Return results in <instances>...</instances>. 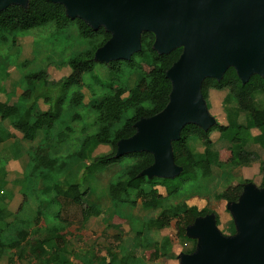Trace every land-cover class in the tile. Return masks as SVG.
<instances>
[{
	"label": "trees",
	"instance_id": "trees-1",
	"mask_svg": "<svg viewBox=\"0 0 264 264\" xmlns=\"http://www.w3.org/2000/svg\"><path fill=\"white\" fill-rule=\"evenodd\" d=\"M52 26L54 34L58 35L67 31L71 26L78 30L80 38L86 42V47L74 57L70 58L66 64L71 69V73L61 81L52 85L48 82V71L45 69L31 74H25L24 79L32 84V88L24 91L22 100L16 105L0 104V119L11 121V127L22 135L25 142L34 143L40 133H45L41 143L25 156L28 161L24 169V180L34 184L35 179L45 176V173H59L67 171L70 164L60 163L52 154L53 147H61L65 143L67 133L72 129L66 128L62 132L52 134L59 120L64 116V108L71 109L85 107V95L83 93L84 76L93 73L98 64L106 65L112 74L120 75L125 70L129 74L137 73L140 78L135 82L133 88H129L125 83L111 86V93L102 99L93 102L90 106L96 113L95 126L96 133L92 137H87L83 146H87L91 139L101 145H110L113 152L109 155L98 157L93 163L86 165L83 171L82 180L86 182V177L95 175L96 172L103 171L127 159L129 162L121 168L120 173L110 182L109 197L113 207L117 212L121 208L136 207L139 204L145 210L158 211V216L144 225L142 230L136 231L134 239V250L142 249L147 253L149 260L159 259L166 256L171 249V241L164 238L161 244L151 238L142 239L143 230H164L175 222L176 236L184 241H193L195 253L198 240L191 239L187 235V229L193 226L197 219L213 214L208 210H200L195 206H188L185 202H169L178 197L181 191L189 183L196 185L202 180L213 177V167L238 166L248 164L255 160V157L245 150L246 141L241 134L246 128L240 125L224 126L217 123L208 131H204L197 125H187L181 134V139L173 143L174 159L177 166L182 168L178 177L173 179H161L141 176V173L154 164V157L151 153H133L117 158L118 143L121 140L133 137L136 132V124L144 118L154 117L165 110L170 102L172 84L167 78L168 70L179 60L183 49L179 48L168 55H159L154 49L155 35L151 32L142 34V51L133 55L130 61H114L110 64L95 62L96 51L103 47L110 39L111 34L101 27L98 31L93 30L83 20L69 19L66 16V9L61 4H55L46 0H30L27 8L11 6L0 12V41L7 42L4 33L14 36L13 44L16 43L19 33L34 30L36 28H46ZM42 86V87H40ZM78 87L79 90L70 94V90ZM211 90L228 91V97H233L239 109L249 114V130L260 131V142L264 146V109H259L255 100V94L264 93V78L254 75L247 84H243L239 79L236 70L230 68L221 81L206 79L203 82L202 94L206 102L209 100ZM1 91V88H0ZM48 105V109L43 111L39 107V100ZM79 118L73 116V120ZM219 131L221 135L234 131L230 138V147L219 152L213 150L214 142L211 134ZM57 138L55 140V134ZM52 134V135H51ZM9 133L0 132V145L12 139ZM191 138L198 139L204 146L205 152L202 156L195 155L190 146ZM77 155V157H75ZM71 155V158L81 159L82 153ZM79 155V156H78ZM7 163V162H6ZM5 163V167H6ZM3 166V168L5 169ZM2 168V169H3ZM263 179L261 187L264 188V162L261 164ZM3 177V176H1ZM6 174L0 183L4 186ZM86 178V179H85ZM245 181L238 184H229L222 193L217 195V199L226 203L238 202L246 184ZM159 188H164L166 195L160 192ZM4 191L0 190V229L1 232L10 230L11 225L7 222L13 214L9 211L7 199ZM90 194V189L82 191V183L79 180L69 181L66 185L54 183L50 192V204L55 205L60 197L71 200L79 206L84 220L90 217L100 216L102 210L100 206L86 205L85 199ZM15 214L13 221L16 231H20V225H16L19 213L22 211L26 196ZM175 200V199H174ZM60 211L53 220L50 221L51 238L35 239L28 242L30 252L40 264H72L62 259V254L67 253L65 235L62 234L63 227L60 225ZM42 212L29 222L21 221L25 228H30L32 224L38 226ZM116 217L122 221L125 219L121 215ZM46 218V217H45ZM237 234L236 230L233 232ZM18 237V235H17ZM16 238L11 242L0 241V259L7 250L21 248V253H26L27 249L22 247V240ZM23 256V255H21ZM116 256L109 251V259L104 264H115ZM118 264H140L133 254H124Z\"/></svg>",
	"mask_w": 264,
	"mask_h": 264
},
{
	"label": "rangeland",
	"instance_id": "rangeland-1",
	"mask_svg": "<svg viewBox=\"0 0 264 264\" xmlns=\"http://www.w3.org/2000/svg\"><path fill=\"white\" fill-rule=\"evenodd\" d=\"M48 26L46 28H36L31 31L19 33L17 41L13 44L11 34L4 33L7 42L0 41V88L11 97V102L16 103L17 99L23 95L24 91L32 88L25 74H31L39 70L48 71V82L50 85L57 83L71 73V69L66 62L85 49L86 42L83 41L75 26H71L67 31L60 34H54V30ZM140 78L137 73L129 74L127 70L120 75L112 74L106 65L98 64L93 73L84 76L83 93L85 95V107L71 109L68 106L64 108V116L59 120L52 134L62 132L66 128L72 129L67 133L65 143L61 147H53L52 154L60 162H67L70 167L67 171L59 173L58 170L53 173H45L35 179L34 184L27 183L24 180V169L28 159L19 160L18 156L30 153L38 147L43 140L45 133H40L36 142H6L0 145V169L5 167L6 177L4 186L0 183V190H3L4 197L9 202V209L13 216L7 220L10 223V230L0 231V241L11 242L16 238L22 240V247L27 249L26 253H21V248L7 250L0 259V264H40L30 252L28 242L35 239L51 238L50 221L54 215L60 211V225L63 227L62 234L65 235L67 253L62 254V259L72 264H104L109 259V251L116 256L117 261L122 259L124 254H133L140 264H182L183 257L192 255L195 244L193 241H184L176 236L175 222L173 221L169 228L164 230H143L142 239L151 238L161 244L164 238L171 241V249L166 256L159 259L149 260L147 253L142 249L134 250V239L136 231L142 230L144 225L150 220L155 219L160 210H145L139 204L136 207L121 208L119 212L115 210L109 197L110 182L120 173L121 168L129 160L125 159L121 163L107 168L103 171L96 172L95 175L86 177L82 180L84 167L94 162L98 157L109 155L113 152L110 145H101L91 139L85 147L83 142L87 137H92L96 131L95 126L96 113L91 108V104L102 99L111 93V86L114 84L125 83L129 88H133L135 82ZM42 87V86H40ZM75 87L70 90V94L78 91ZM217 97L208 100L207 108L217 123H250L249 114L242 112L235 98L224 97L227 90L216 92ZM224 99V100H223ZM255 100L259 109H264V93L255 94ZM15 101V102H14ZM223 101V102H222ZM225 118L218 115L216 106H221ZM20 103V102H19ZM18 104V103H17ZM41 110L48 109V105L41 98L39 100ZM79 118L73 120V116ZM11 121H2V129L10 128ZM232 125V124H231ZM228 126V125H227ZM241 134L245 139V150L251 153L255 160L243 165L218 167L214 165L212 178L202 180L198 185L189 183L181 191L178 197L172 199L171 203L185 202L188 206H195L200 210H208L215 215L217 228L225 237L234 236V230L237 231L234 217L228 208V203L217 199V195L222 193L229 184H238L250 181L257 190L261 187L263 173L261 164L264 162V146L258 140L260 135H256V130H249L248 126ZM13 138L19 139L21 134L14 129ZM253 131V133H252ZM211 137H215L213 150L217 152L226 145H231L230 138L235 133L230 131L223 136L217 130ZM55 134V140L57 138ZM51 134V135H52ZM257 138V139H256ZM21 140V139H20ZM190 146L195 155L202 156L198 146L201 142L196 138H191ZM259 149V152L253 151ZM82 153L81 159L75 158L76 154ZM4 153V154H3ZM71 155H76L73 159ZM79 156V155H78ZM3 177L0 176V181ZM79 180L82 183V191L90 189V194L85 199V204L100 206L102 213L100 216L83 219L81 208L75 205L71 200L60 197L55 205L50 204L49 196L54 183L66 185L69 181ZM163 195H166L164 188H159ZM23 195L26 196L22 211L19 213L16 225H20V231L17 232L13 221L15 214L23 202ZM42 212L40 224H32L30 228H25L21 221L31 222L38 214ZM116 214L125 218L123 221L116 217ZM46 217V218H45ZM2 226H0V229ZM18 235V237H17ZM23 255V256H21ZM112 264V263H108Z\"/></svg>",
	"mask_w": 264,
	"mask_h": 264
},
{
	"label": "water",
	"instance_id": "water-1",
	"mask_svg": "<svg viewBox=\"0 0 264 264\" xmlns=\"http://www.w3.org/2000/svg\"><path fill=\"white\" fill-rule=\"evenodd\" d=\"M30 0H0V12L27 8ZM61 4L69 19L101 27L111 39L95 53V62L130 61L142 51V34L155 35L153 49L168 55L182 48L167 72L172 84L163 112L141 119L136 134L119 141L116 157L148 152L154 164L141 173L149 179H173L182 168L174 159L173 143L187 125L210 130L217 121L202 94L206 79L221 81L230 68L247 84L264 78V0H46ZM237 234L225 237L215 215L196 220L187 229L198 240L195 253L182 264H264V188L245 185L238 202L228 203Z\"/></svg>",
	"mask_w": 264,
	"mask_h": 264
},
{
	"label": "crops",
	"instance_id": "crops-1",
	"mask_svg": "<svg viewBox=\"0 0 264 264\" xmlns=\"http://www.w3.org/2000/svg\"><path fill=\"white\" fill-rule=\"evenodd\" d=\"M6 91H5V89H3V91L1 90L0 91V104H3V103H6V104H11V105H16L17 103H19V102H21V100H22V96L23 95H21L18 99H17V102L16 103H14L13 104V102H11V97H10V95L8 94V93H5ZM216 92H220V91H217V90H211L210 91V94H209V100H212V97H217V93ZM224 97L225 98H228L227 100H229V98L230 97H228V93H225L224 94ZM224 100V99H223ZM15 102V101H14ZM223 102V101H222ZM221 102V106H219V105H217L216 106V109L218 110V115H220V117L221 118H225V116H224V114L222 113L223 111H222V103ZM40 105V104H39ZM40 107V106H39ZM41 109V108H40ZM47 110V109H46ZM46 110H43V111H46ZM221 125H224V126H227V125H229V123H220ZM232 125H234V126H236V125H240V126H249L250 125V123H231ZM230 124V125H231ZM11 130H13L12 129V127H11V129L9 128H5V129H2V127L0 126V132H2L3 134H6V133H9V134H11L12 136L14 135L13 134V132L11 131ZM252 130H256V132H257V134L256 135H260V131L259 130H257V129H252ZM17 132V131H16ZM252 133H253V131H252ZM216 134H217V132L215 133L214 132V136H216ZM217 137V136H216ZM212 138V137H211ZM214 138L215 137H213L212 138V140H214ZM21 139V140H20ZM257 139V138H256ZM23 140V138H22V135H21V137L19 138V139H15V137L14 138H12V139H10V140H8L7 142H12V143H15V142H20V141H22ZM259 140V139H258ZM24 141V140H23ZM22 141V142H23ZM42 141V140H41ZM40 141V142H41ZM260 141V140H259ZM25 142V141H24ZM36 142V141H35ZM6 143V142H5ZM4 144V143H3ZM2 145V144H1ZM230 146L229 145H226V146H224V147H222L220 150H218L217 152H219V151H221V150H223V149H227V148H229ZM198 148H199V150H200V152L202 153L203 151H204V146H203V144L201 143V146H198ZM253 151H255V152H259V149H253ZM0 153H1V151H0ZM4 154V153H3ZM1 155V154H0ZM27 155V153L26 154H24V155H20V157L18 156V158H19V160H21V161H23L24 159L26 160V156ZM6 174V171H5V169L3 168V169H0V176H3L4 177V175ZM9 211H10V209H9ZM11 213H12V211H10Z\"/></svg>",
	"mask_w": 264,
	"mask_h": 264
}]
</instances>
